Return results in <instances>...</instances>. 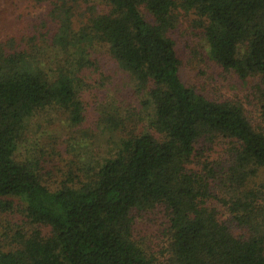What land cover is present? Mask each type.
Returning <instances> with one entry per match:
<instances>
[{
	"label": "trees",
	"instance_id": "1",
	"mask_svg": "<svg viewBox=\"0 0 264 264\" xmlns=\"http://www.w3.org/2000/svg\"><path fill=\"white\" fill-rule=\"evenodd\" d=\"M48 15V33L0 43V207L17 199L31 226L0 264H264V0H53ZM185 20L245 98L184 80ZM105 61L139 105L99 106L118 141L66 172L53 146H26L30 123H82L86 75ZM157 209L159 251L134 236Z\"/></svg>",
	"mask_w": 264,
	"mask_h": 264
},
{
	"label": "rangeland",
	"instance_id": "2",
	"mask_svg": "<svg viewBox=\"0 0 264 264\" xmlns=\"http://www.w3.org/2000/svg\"><path fill=\"white\" fill-rule=\"evenodd\" d=\"M52 2L53 0H0V43L10 39L23 43L25 37H31L35 33H48V13L52 9ZM181 32L184 80L197 86L208 84L210 94L221 98H245L246 90H241L229 75L208 59L199 41L200 37L190 30L186 20L183 21ZM103 64L102 74L86 75L87 86L80 93L84 106L82 123L72 125L66 120V116L56 115L54 112H47L30 123V131L27 132L30 140L26 146L32 151L34 144L43 149L53 146L56 152L53 164L59 168L64 167L66 172L70 166L76 170V167L83 165L82 162L101 158L118 141V132L111 131L108 127H98L99 106L106 105L109 111H119L124 116L139 105L138 97L131 93L132 80L117 67L106 61ZM255 104L253 102L252 110L258 114L260 109L258 106L256 109ZM53 164L49 165V169L53 168ZM14 202L13 207H0L1 247L11 246L12 237L17 232L31 227L24 216L23 205L17 199ZM145 214L141 213L137 219L134 236L147 249L163 250L168 241L164 234L167 215L160 209L153 211L151 215Z\"/></svg>",
	"mask_w": 264,
	"mask_h": 264
}]
</instances>
